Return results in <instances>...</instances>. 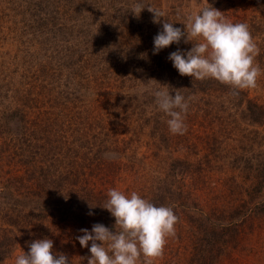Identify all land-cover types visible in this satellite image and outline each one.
<instances>
[{"label": "rangeland", "instance_id": "1", "mask_svg": "<svg viewBox=\"0 0 264 264\" xmlns=\"http://www.w3.org/2000/svg\"><path fill=\"white\" fill-rule=\"evenodd\" d=\"M207 3L249 26L264 72V0H0V264L44 238L87 264L76 237L113 229L112 188L178 217L154 264H264V74L235 95L173 67L198 41L153 54L165 21L187 31ZM157 90L188 100L184 135Z\"/></svg>", "mask_w": 264, "mask_h": 264}, {"label": "clouds", "instance_id": "2", "mask_svg": "<svg viewBox=\"0 0 264 264\" xmlns=\"http://www.w3.org/2000/svg\"><path fill=\"white\" fill-rule=\"evenodd\" d=\"M145 8L136 4L134 11L140 14ZM147 10L153 14V23L161 22L162 11L151 7ZM186 28L187 31L185 27L182 31L165 21L162 31L154 37L153 54L179 44L182 38L185 43L196 40L198 42L189 51L177 50L168 57L180 76L198 81L214 79L230 86L235 95L241 90L258 87V78L264 74L255 62L260 49L246 23L227 21L219 10L208 4L188 16ZM153 95L158 110L168 118L166 123L170 133L184 135L188 100L179 90L174 95H170V91L157 90ZM107 196L102 208L114 218L113 229L97 223L91 231L80 229L81 235L76 237L81 248L90 244L87 264H140L141 257L144 258L143 264H154L163 256L168 238L176 235L178 217L173 209L158 207L137 192L127 196L112 188ZM89 215H92L91 211ZM28 248L27 253L21 250L14 264H71L66 254L53 251L51 239L34 240Z\"/></svg>", "mask_w": 264, "mask_h": 264}]
</instances>
